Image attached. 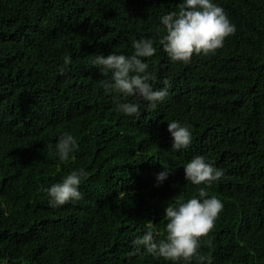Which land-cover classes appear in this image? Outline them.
<instances>
[{"label":"trees","instance_id":"1","mask_svg":"<svg viewBox=\"0 0 264 264\" xmlns=\"http://www.w3.org/2000/svg\"><path fill=\"white\" fill-rule=\"evenodd\" d=\"M213 2L235 34L184 64L160 43V17L182 0H0V264H173L143 246L128 253L149 222L165 238V207L199 187L223 203L200 255L264 264V0ZM142 38L156 49L143 58L153 88L169 82L155 109L106 92L111 72L92 66L95 55L131 56ZM117 95L139 101L140 115L116 111ZM172 120L189 127L188 147L172 148ZM65 133L78 150L61 161ZM197 155L224 173L210 187L185 179ZM73 170L87 173L82 198L51 207L44 189Z\"/></svg>","mask_w":264,"mask_h":264},{"label":"clouds","instance_id":"2","mask_svg":"<svg viewBox=\"0 0 264 264\" xmlns=\"http://www.w3.org/2000/svg\"><path fill=\"white\" fill-rule=\"evenodd\" d=\"M166 34L160 40L164 51L172 62L187 64L195 55L214 54L222 48L227 37L234 35L236 28L231 23L225 10L213 0H182L179 12L173 11L160 17ZM134 52L131 56L109 53L95 55L92 66L102 69V75L111 78L102 80L101 85L106 92L122 94L124 98L139 97L148 102L155 109L158 101H163L168 94V80L163 81L165 87L154 89L150 81L155 77L148 71V64L143 58L151 57L156 49L150 39L132 41ZM71 63L70 57L64 58V64ZM116 111L125 115H140V103L120 102V95L114 97ZM168 131L173 138L172 148L180 150L188 147L192 142L191 131L188 126L176 120L168 122ZM57 153L61 161H68L70 154L78 150V143L71 134H63L56 144ZM185 179L192 184L210 187L219 180L224 173L207 162L205 157L197 155L185 166ZM168 175L167 170L158 174V180L163 181ZM87 173L83 170H73L62 182L44 189L49 197V205L53 208L62 206L69 201L82 198L79 185ZM198 196H192L186 201L183 197L174 204H168L164 209L166 236L156 239L152 223L149 222L147 231L137 237L132 243L134 250L129 256L141 252V246L148 254L167 261H183L189 264L194 258L199 264H212L211 255H200L202 238L208 237L215 227V221L223 211V203L216 197L208 198L205 187L198 188ZM210 245V241H204Z\"/></svg>","mask_w":264,"mask_h":264}]
</instances>
